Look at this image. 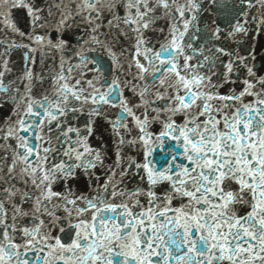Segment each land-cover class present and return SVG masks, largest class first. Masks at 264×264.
<instances>
[{"label":"snow or ice","instance_id":"snow-or-ice-1","mask_svg":"<svg viewBox=\"0 0 264 264\" xmlns=\"http://www.w3.org/2000/svg\"><path fill=\"white\" fill-rule=\"evenodd\" d=\"M209 5L0 0V264H264V0Z\"/></svg>","mask_w":264,"mask_h":264},{"label":"water","instance_id":"water-1","mask_svg":"<svg viewBox=\"0 0 264 264\" xmlns=\"http://www.w3.org/2000/svg\"><path fill=\"white\" fill-rule=\"evenodd\" d=\"M204 2L205 4H207V0H204ZM233 3L234 0H217L218 6L213 7L209 5L208 7L211 8V11L210 12L205 11L203 13V16L201 17V22L203 23L205 19H207L208 21L215 19L217 24H219L222 28L225 27L229 20V17L231 16L234 10L231 7ZM14 15H20V13H15ZM261 46H264V34L260 35L257 38V45H256L257 52L260 51ZM19 56L20 53L18 52L13 53V59L17 60V62H19ZM37 56L39 57V54H37ZM165 143H167V141ZM165 151L166 149H163L162 147H157L153 150V154L155 155V153L159 152L161 155H163Z\"/></svg>","mask_w":264,"mask_h":264}]
</instances>
